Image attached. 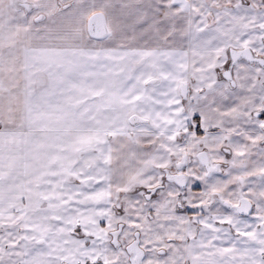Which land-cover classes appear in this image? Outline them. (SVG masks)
Masks as SVG:
<instances>
[{
    "label": "snow or ice",
    "instance_id": "snow-or-ice-1",
    "mask_svg": "<svg viewBox=\"0 0 264 264\" xmlns=\"http://www.w3.org/2000/svg\"><path fill=\"white\" fill-rule=\"evenodd\" d=\"M0 264H264V0H0Z\"/></svg>",
    "mask_w": 264,
    "mask_h": 264
}]
</instances>
